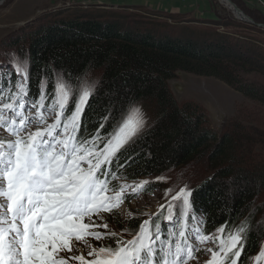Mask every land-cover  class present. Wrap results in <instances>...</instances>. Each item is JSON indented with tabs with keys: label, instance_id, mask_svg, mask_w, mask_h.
Here are the masks:
<instances>
[{
	"label": "trees",
	"instance_id": "1",
	"mask_svg": "<svg viewBox=\"0 0 264 264\" xmlns=\"http://www.w3.org/2000/svg\"><path fill=\"white\" fill-rule=\"evenodd\" d=\"M154 12L163 19L176 17ZM19 40L28 44L20 53L26 54L33 96L39 91L40 78L51 79L57 74L66 79L91 77L96 82L91 107L85 109L89 133L96 131L99 119L108 111L118 117L136 105L143 112H152L136 142L119 154L123 167L114 169L118 178L111 187L118 189L123 181H137L172 168L211 163L215 175L193 191L195 213L210 233L222 226L227 232L235 231L246 222L249 231L241 259L250 264L262 238L256 216L250 212L257 207V196L264 193V176L259 170L262 167L247 168L243 162L252 161L254 156L242 149L247 143L253 146L254 141L246 143L240 137L245 130L241 124H236L237 131L228 129L219 134L212 130L204 109L192 102L180 105L169 81L179 71L215 77L264 104V86L243 76H264V51L254 38L192 28L167 33L154 22L114 11L51 20L37 29L32 25L29 31L18 33L16 44ZM12 78L14 82V74ZM105 131H111V125L106 124L101 133ZM237 174L242 179L235 181ZM232 178L233 184L229 182ZM132 200L128 197L123 202ZM156 222L163 227V217ZM126 223L137 233L142 222L133 218ZM107 242L115 247L112 239Z\"/></svg>",
	"mask_w": 264,
	"mask_h": 264
},
{
	"label": "snow or ice",
	"instance_id": "2",
	"mask_svg": "<svg viewBox=\"0 0 264 264\" xmlns=\"http://www.w3.org/2000/svg\"><path fill=\"white\" fill-rule=\"evenodd\" d=\"M7 55L12 72L0 71V264H187L210 240L217 250L207 249L212 252L207 264H243L247 223L227 233L222 226L217 236L205 235L202 221L189 230L196 216L194 190L187 185L172 197L163 227L153 223L160 219L158 212L127 241L115 232L92 231L108 228L94 217L112 213L151 183L110 186L118 178L114 169L123 167L119 154L136 142L146 115L136 105L118 117L108 111L89 133L85 109L95 97V82L57 74L40 78L33 96L27 60L14 52ZM106 124L111 131L102 134ZM33 125L36 130L29 131ZM88 237L112 239L115 247L92 248ZM80 244L90 259L73 254ZM261 256L264 250L257 259Z\"/></svg>",
	"mask_w": 264,
	"mask_h": 264
},
{
	"label": "rangeland",
	"instance_id": "3",
	"mask_svg": "<svg viewBox=\"0 0 264 264\" xmlns=\"http://www.w3.org/2000/svg\"><path fill=\"white\" fill-rule=\"evenodd\" d=\"M62 1L63 0H61V2L56 0H5L0 4V71L5 73L12 72V66L8 63V53L14 52L26 59V54H21L20 49H26L28 44L23 43L22 40L17 41L18 44H16V38L18 33L29 31L32 25L36 26L37 29L40 26H46L51 20L73 18L80 15L89 16L114 11L132 15L135 20L154 22L161 31L167 33L173 32V30L180 32L184 28H192L196 30L205 29L226 33L233 37L245 39L251 37L254 38L258 46L262 47L264 51V28L257 25L264 24V13L256 8H252L254 5H245L243 2H240L237 6L253 21L252 23L236 17L233 9L221 4L220 0L216 1L218 5L223 7L222 17L216 12H212L211 3L209 1L194 0L182 3L181 13H189L197 9L201 19L190 15H176L174 19H163L158 17L155 12L144 8L113 9L91 6L81 9L66 8V6H64L65 3ZM83 3L115 7H127L139 4L138 0H115L114 2L86 0V2ZM158 9L159 11L163 10L160 8ZM169 13L171 12L169 11ZM243 76L249 81H254L264 86V76L261 74L244 73ZM85 80L93 82L91 77ZM73 85L75 86V81H73ZM169 86L180 105L187 102L199 104L209 118L210 128L219 134L226 132L228 129L235 130L237 128L236 124L243 125L245 130L240 132V137H242L246 143H251V140L254 141L253 146L247 143L242 149L243 153L248 154L247 152H249L254 158H251L252 161H245L243 163H246L248 166L247 168L250 169L256 166L262 167L259 168V170L261 175L264 176V104L244 96L243 93L233 86L215 77L200 76L184 71L177 72L176 77L169 81ZM144 113L148 123L152 119L153 114L149 111ZM54 120L55 116L53 115L49 118L48 123H52ZM35 130V125L29 129V131ZM235 131H237V129ZM211 165V163L208 164L206 161L205 163L198 162L191 166L168 169L158 175L142 178L137 181H123L122 184L126 183L133 186L144 180L150 181L151 183L146 186L147 190L142 191L139 195L132 196L133 200L130 203L123 202L120 204L118 208L120 211L118 214H113V211L112 213H103L100 219L93 218L96 224L107 223V229L101 227L92 228L91 230L105 233L115 232L124 241L132 239L136 234V230H131L126 223L127 221L135 218L143 222L158 212L161 213L160 218L163 217L165 220V217L168 215L167 206L172 202V197L176 195L181 188L187 185L194 190L207 181V179H211L213 175H215V170L210 168ZM239 178H241V175L237 174L235 181ZM229 182L233 184L234 178L229 179ZM168 189H171V192H167ZM161 205L165 206L163 210L160 207ZM256 206L257 207L250 212V216L252 214L254 217L256 216V226L261 230L260 236H262V238L260 240L258 252L250 258V264H264V256L257 259L259 253L264 250V193L257 196ZM194 215L196 219L191 220L187 224L189 230L195 229L198 224L201 223L200 218H198L195 212ZM153 221H155V218H153ZM87 222L88 220L85 218V223ZM124 229L128 231H124ZM202 231L205 235H220L217 230L211 233L207 232L206 229L203 228V225ZM225 233H227L226 230ZM87 239L88 244L92 248H99L100 246L108 247L110 244V242H107V239L102 241H96L91 237ZM73 243L76 244L75 241ZM78 247L79 251L74 247L73 254H84L86 259H90V257L87 256L88 249L82 244L78 245ZM200 248L201 251L195 253L194 258L189 259L187 264H207V261H209L212 256V252L207 251V249L216 251L217 244L215 240H210L200 244ZM69 264H79V262L70 261Z\"/></svg>",
	"mask_w": 264,
	"mask_h": 264
},
{
	"label": "crops",
	"instance_id": "4",
	"mask_svg": "<svg viewBox=\"0 0 264 264\" xmlns=\"http://www.w3.org/2000/svg\"><path fill=\"white\" fill-rule=\"evenodd\" d=\"M61 2V0H56ZM82 1V2H81ZM98 1H105V2H114L115 0H98ZM187 1H194V0H187ZM187 1L183 0H138V5H132L133 8H143L149 11H159L158 8L166 10H161L160 12L167 13V14H173V15H190L196 18L201 19L200 13H198L197 9L193 10L189 13H181L180 10H182V3H186ZM209 1L211 3L212 12H216L220 17L223 16V7L218 5L216 0H204ZM234 4L238 5L240 2H243L245 5H254L252 8H256L264 13V8L260 5L259 0H231ZM264 1V0H263ZM62 2L65 3L64 6L66 8H74V9H81V8H88V6L94 5V4H84L83 2H86V0H63ZM221 4L225 5L222 0H220ZM254 3V4H253ZM58 4V3H57ZM74 6V7H73ZM109 6V5H106ZM112 7V6H111ZM114 8H116L114 6ZM231 8V7H230ZM169 11L171 13H169ZM210 20V19H207ZM213 21V20H211Z\"/></svg>",
	"mask_w": 264,
	"mask_h": 264
},
{
	"label": "water",
	"instance_id": "5",
	"mask_svg": "<svg viewBox=\"0 0 264 264\" xmlns=\"http://www.w3.org/2000/svg\"><path fill=\"white\" fill-rule=\"evenodd\" d=\"M5 0H1L0 4L3 3ZM228 2H230L232 5V8H234V12L236 17L240 18L241 20H244L246 22H253L236 4H234L231 0H227ZM237 10V11H236ZM259 27H263L264 28V24H257Z\"/></svg>",
	"mask_w": 264,
	"mask_h": 264
},
{
	"label": "bare ground",
	"instance_id": "6",
	"mask_svg": "<svg viewBox=\"0 0 264 264\" xmlns=\"http://www.w3.org/2000/svg\"><path fill=\"white\" fill-rule=\"evenodd\" d=\"M222 2L226 5V6H228L229 8L231 7V9H233L234 10V8H232V4L230 3V2H228L227 0H222ZM237 11V10H236ZM251 258V257H250Z\"/></svg>",
	"mask_w": 264,
	"mask_h": 264
},
{
	"label": "built area",
	"instance_id": "7",
	"mask_svg": "<svg viewBox=\"0 0 264 264\" xmlns=\"http://www.w3.org/2000/svg\"><path fill=\"white\" fill-rule=\"evenodd\" d=\"M183 1H187V0H183ZM260 5L264 8V1L263 0H259Z\"/></svg>",
	"mask_w": 264,
	"mask_h": 264
}]
</instances>
